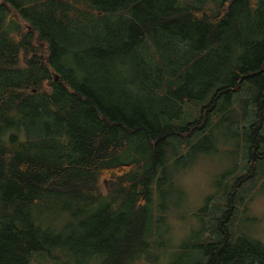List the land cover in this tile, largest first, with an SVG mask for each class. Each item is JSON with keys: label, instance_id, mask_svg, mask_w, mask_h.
<instances>
[{"label": "trees", "instance_id": "16d2710c", "mask_svg": "<svg viewBox=\"0 0 264 264\" xmlns=\"http://www.w3.org/2000/svg\"><path fill=\"white\" fill-rule=\"evenodd\" d=\"M240 150L222 214L191 237L197 264H264V244L227 227L237 184L264 174V0H0V264H132L156 192Z\"/></svg>", "mask_w": 264, "mask_h": 264}, {"label": "rangeland", "instance_id": "374dc122", "mask_svg": "<svg viewBox=\"0 0 264 264\" xmlns=\"http://www.w3.org/2000/svg\"><path fill=\"white\" fill-rule=\"evenodd\" d=\"M117 68H122L121 63ZM124 68L126 72L129 71L127 62ZM233 149L231 146V151ZM241 154V150L232 152L233 158L230 160L223 152H217L201 156L188 166L182 165V171L175 175L173 184L168 183L162 187V194L156 192L153 213L154 217L160 220L153 224L154 234L149 239L148 247L132 264L198 263L202 256L196 247V238L191 237L199 227L201 218L202 222H207L208 228H212L216 222L215 218L222 214L225 207L216 210V204L235 187ZM231 161H234L235 167L231 168ZM223 174L225 176L222 177ZM235 180L231 188V181ZM106 181V177L100 179V187L104 191ZM241 183L237 184V190L233 192L236 193L235 197H230L234 209L227 227L234 236L247 233L264 244V174L248 180L247 183ZM223 187L226 188L225 194H222ZM33 216L41 225L48 224L56 229L61 228V224H75L78 221V218L70 216L68 212L34 211ZM30 259L31 264H94L96 253L49 258L33 252Z\"/></svg>", "mask_w": 264, "mask_h": 264}]
</instances>
